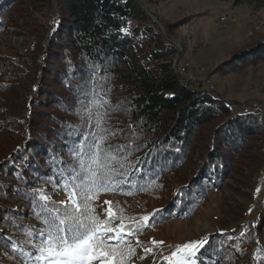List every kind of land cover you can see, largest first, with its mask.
<instances>
[{"label": "trees", "instance_id": "1", "mask_svg": "<svg viewBox=\"0 0 264 264\" xmlns=\"http://www.w3.org/2000/svg\"><path fill=\"white\" fill-rule=\"evenodd\" d=\"M222 1L264 9V0ZM9 27L18 28L27 45L0 62L1 99L18 95L15 103L0 102V264H32L33 245L46 227L41 207L71 204V189L60 178L74 160L69 125L82 124L77 112L91 102L84 92L93 88L107 129L116 133L108 143L130 145L132 167L129 183L93 191L90 204L106 228L117 222L118 231L122 224L140 227L118 241L98 234L95 246L108 255L92 264H264V192L256 221L223 224L226 229L206 236L194 254L150 240L155 229L194 218L212 196L253 197L264 172V113H235L215 91L183 84L173 69L177 25H168L165 36L135 0H0V34ZM262 41L237 50L213 73L239 75L264 64ZM145 158L142 175L135 168ZM103 198L119 219L108 220ZM238 202L226 203V215ZM155 209L164 211L152 217Z\"/></svg>", "mask_w": 264, "mask_h": 264}, {"label": "rangeland", "instance_id": "2", "mask_svg": "<svg viewBox=\"0 0 264 264\" xmlns=\"http://www.w3.org/2000/svg\"><path fill=\"white\" fill-rule=\"evenodd\" d=\"M135 1L142 8H147L158 16L161 21L158 22L161 25L167 28L168 25H177L173 36L181 42L183 47L181 59L183 56V59H188L197 66H210L215 94L220 97L218 99L224 100L233 112L242 113L238 105H244L251 99H264L260 89L261 84L264 83V64L250 68L239 75L213 73L219 65L230 60L237 50L248 47L260 39H263L261 43H264V9L255 12L247 7L235 8L232 1L222 0ZM54 10L56 8L51 10L50 17L54 15ZM230 14H236L237 22L230 25L228 29H223L220 25V17ZM37 20L38 24H44L45 20L41 16ZM26 45L27 40L21 35V31L16 27H9L0 34V62H4L3 60L12 55L11 53L25 48ZM177 50L179 53L178 47ZM26 85L27 83L19 90L20 96ZM251 87L255 91H252ZM26 92L20 101L23 107L27 104ZM1 98L2 96H0V102L11 98L9 102L15 103L18 95ZM263 192L264 172L255 179L253 197L241 198V202H238V198L231 191L212 196L200 207L194 218L173 221L155 229L149 234L150 240L152 243L155 241L157 245L177 246L180 251H183L182 246L204 240L213 231L225 230L223 224L231 228L238 222L256 221L255 218L263 202ZM106 201L103 198V211L107 209ZM227 202L239 203L235 211H232L234 214L226 215L225 209L229 207V204L226 205ZM118 225V222L115 223L112 229L118 231L116 229ZM249 259H251V253Z\"/></svg>", "mask_w": 264, "mask_h": 264}, {"label": "snow or ice", "instance_id": "3", "mask_svg": "<svg viewBox=\"0 0 264 264\" xmlns=\"http://www.w3.org/2000/svg\"><path fill=\"white\" fill-rule=\"evenodd\" d=\"M85 95H91L89 104L83 105L78 110L82 124L71 129L69 136L68 151L74 157L71 166H67L61 180L66 188H70V205L63 208L41 207L42 213H47L43 223L46 226L39 232L41 242L33 245L35 254H30L32 264H92V261L108 253L95 246V239L99 234L108 240H120L128 235H135L139 224L121 225L119 231L106 228V222L95 215V209L91 206L89 195L93 191L105 190L121 181L130 182L131 164L129 161L130 145L113 146L108 140L116 133L110 132L106 127V113L100 111L103 104L99 102L98 93L95 88L92 92L85 90ZM96 109L95 111L93 109ZM80 139L77 140L76 137ZM135 150H138L135 149ZM147 159L144 166L137 162L135 172L144 174L146 172ZM55 165V161H53ZM77 191L79 199H77ZM39 199L47 201L48 196L39 194ZM105 203L111 205V201ZM163 209H155L152 217L163 212ZM108 220L119 219L112 207L106 209ZM135 220V218H129ZM150 217L143 216L142 220L147 222ZM32 235L31 232L28 233ZM153 243H156L153 241ZM203 240L182 246V249L194 254L198 246H202ZM177 255L176 253L173 254ZM102 264H113L112 260L102 261ZM177 264H187L181 260Z\"/></svg>", "mask_w": 264, "mask_h": 264}, {"label": "built area", "instance_id": "4", "mask_svg": "<svg viewBox=\"0 0 264 264\" xmlns=\"http://www.w3.org/2000/svg\"><path fill=\"white\" fill-rule=\"evenodd\" d=\"M236 14L222 15L220 17V25L223 29H228L230 25L236 23ZM178 71L182 74L183 81L190 82L194 86L202 89L214 90V85L211 82L210 66H188L186 61L181 59L176 64ZM264 99H251L244 105H238L243 112L264 113Z\"/></svg>", "mask_w": 264, "mask_h": 264}, {"label": "bare ground", "instance_id": "5", "mask_svg": "<svg viewBox=\"0 0 264 264\" xmlns=\"http://www.w3.org/2000/svg\"><path fill=\"white\" fill-rule=\"evenodd\" d=\"M236 22H237V19H236ZM184 52V50H183V48L182 49H179V53H178V55H182V53ZM183 61H186L187 62V64H188V66H197V65H195L192 61H190V60H188V59H183ZM207 66V65H206ZM177 68H178V66H176V64L174 65V63H173V69L175 70V71H177ZM177 73H178V75H179V78L182 80V82H183V84H185V85H190V90H198V91H204V92H213L214 93V91H215V89L214 90H211V89H202V88H198V87H196V86H194V84H191L190 82H187V81H183V77H182V74H180V71H177ZM212 82V81H211ZM254 87V86H253ZM260 87V86H259ZM215 88V87H214ZM260 89H261V93L262 94H264V83H262L261 84V87H260ZM251 90L252 91H255V89L254 88H252L251 87ZM258 91V90H257ZM263 108H264V101H263ZM256 114H261V113H256Z\"/></svg>", "mask_w": 264, "mask_h": 264}, {"label": "water", "instance_id": "6", "mask_svg": "<svg viewBox=\"0 0 264 264\" xmlns=\"http://www.w3.org/2000/svg\"><path fill=\"white\" fill-rule=\"evenodd\" d=\"M57 1V0H56ZM145 11H146V13L161 27V30H162V32H163V34L165 35V36H167V37H169V35H168V28H167V26H163V25H161L159 22H161L160 21V19H159V17L158 16H156L155 14H153L151 11H149V9H147V8H143ZM55 11V10H54ZM159 21V22H158ZM171 41L179 48V49H182L183 47H182V45H181V42L179 41V40H177V39H175V38H171ZM179 60H180V55H177L176 57H175V59H174V65L175 64H177L178 62H179Z\"/></svg>", "mask_w": 264, "mask_h": 264}]
</instances>
